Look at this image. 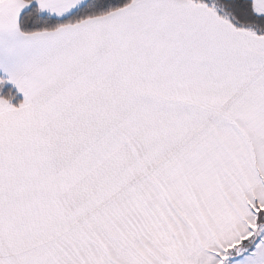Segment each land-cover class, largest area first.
Returning <instances> with one entry per match:
<instances>
[{
    "label": "snow or ice",
    "instance_id": "obj_1",
    "mask_svg": "<svg viewBox=\"0 0 264 264\" xmlns=\"http://www.w3.org/2000/svg\"><path fill=\"white\" fill-rule=\"evenodd\" d=\"M0 264H264V0H0Z\"/></svg>",
    "mask_w": 264,
    "mask_h": 264
}]
</instances>
